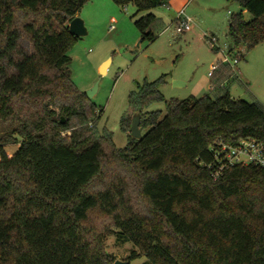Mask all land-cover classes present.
Masks as SVG:
<instances>
[{
	"label": "trees",
	"instance_id": "trees-1",
	"mask_svg": "<svg viewBox=\"0 0 264 264\" xmlns=\"http://www.w3.org/2000/svg\"><path fill=\"white\" fill-rule=\"evenodd\" d=\"M89 1L0 0V264H113L112 229L137 248L127 262L264 264V168L230 167L214 181L205 166L218 140L264 145V106L231 98L236 76L220 61L199 98L165 101L163 78L143 82L117 149L66 67L78 39L68 25ZM111 1L144 12L170 0ZM228 1L252 16L229 18L228 49L242 48V60L264 42V0ZM155 21L134 23L149 42ZM161 102L163 115L146 111ZM135 115L140 140L129 135Z\"/></svg>",
	"mask_w": 264,
	"mask_h": 264
},
{
	"label": "rangeland",
	"instance_id": "rangeland-1",
	"mask_svg": "<svg viewBox=\"0 0 264 264\" xmlns=\"http://www.w3.org/2000/svg\"><path fill=\"white\" fill-rule=\"evenodd\" d=\"M238 9L235 1L189 2L185 6V14L193 21L192 30L177 35L176 14L166 6L139 12L131 4L117 6L111 0L86 3L78 13L86 35L72 45L66 67L78 91L87 93L97 85L91 101L97 107L98 132L110 133L117 149L127 145L128 136L120 129V120L128 108L129 93L136 91L137 85L143 82L163 78L158 90L165 101L199 98L209 93L213 66L217 61L226 63L220 51L212 49L203 35L212 33L216 46L223 49L225 40H228V17ZM149 14L156 18L150 27L156 37L153 42L143 39L134 24ZM242 17L245 21L252 18L247 12L242 13ZM260 50L255 46L245 61H238L235 68L240 71L241 82L234 81L230 92L246 102L257 101L264 105V50ZM104 63H107L105 72L100 74ZM175 81L180 84L175 85ZM146 111H160L163 115L165 102L154 103ZM145 132L142 131V135ZM18 147V144L7 145L6 155L12 157ZM112 232L103 235L105 252L114 261L127 262L126 259L132 251L137 252V248L121 238L118 230L112 229ZM128 263L150 264L144 257Z\"/></svg>",
	"mask_w": 264,
	"mask_h": 264
},
{
	"label": "built area",
	"instance_id": "built-area-1",
	"mask_svg": "<svg viewBox=\"0 0 264 264\" xmlns=\"http://www.w3.org/2000/svg\"><path fill=\"white\" fill-rule=\"evenodd\" d=\"M174 24L177 35L185 34L191 31L193 27L192 19L184 13L183 9L177 12ZM203 38L207 40L212 48L220 51L225 59V63L229 65L232 74L236 76L235 67L241 59L244 50L238 48L232 54L226 46L223 49L218 48L216 46V40L211 35L204 34ZM210 151L213 160L205 166L211 170L210 177L214 181L222 175L224 170L230 167L253 166L256 168H264V145L253 139L241 140L237 144H230L218 140L210 147Z\"/></svg>",
	"mask_w": 264,
	"mask_h": 264
},
{
	"label": "water",
	"instance_id": "water-1",
	"mask_svg": "<svg viewBox=\"0 0 264 264\" xmlns=\"http://www.w3.org/2000/svg\"><path fill=\"white\" fill-rule=\"evenodd\" d=\"M240 11H242V8L239 9V11L237 12V14L240 13ZM68 30L69 33L77 38L83 37L86 35V28L84 26L83 21L79 18L76 17L74 18L72 21H70L69 25H68ZM106 64L104 63L103 66L101 67L100 70V74H104L105 72V68H106ZM175 85H179L180 82L175 81L174 82ZM97 89V85L95 84L93 89L89 90L86 94V97L88 99H91L93 94L95 93ZM61 122H63V119H61ZM139 122H140V117L138 115H135L132 117V121H131V125H130V130H129V135L131 138L136 139V140H140L142 137V130L139 128ZM113 264H129L128 262H123V261H114Z\"/></svg>",
	"mask_w": 264,
	"mask_h": 264
},
{
	"label": "crops",
	"instance_id": "crops-1",
	"mask_svg": "<svg viewBox=\"0 0 264 264\" xmlns=\"http://www.w3.org/2000/svg\"><path fill=\"white\" fill-rule=\"evenodd\" d=\"M195 0H170L169 1V3H168V5L166 6V8H169L170 10L171 9H173L174 10V13L175 14H177V12L179 11V10H181V9H183L184 10V13H185V6L190 2H194ZM226 1H228V0H226ZM191 5V4H190ZM238 5V4H237ZM239 6V5H238ZM172 7V8H171ZM241 7L239 6V9H240ZM239 9H238V11H239ZM237 11V12H238ZM237 12L235 13V14H237ZM245 11L242 9V11H240V13H244ZM232 14H230V16H231ZM230 16L228 17V20H227V31H228V24H229V18H230ZM249 21V20H248ZM209 35H211L212 37H214V35L212 34V33H210ZM227 40V39H226ZM225 40V43H224V45L226 46V47H228L229 46V41L227 40L226 41ZM256 47H260V49H262V50H260L261 52H263V50H264V42L263 43H260V44H258ZM213 49V48H212ZM216 50V49H215ZM251 51H249L246 55H245V57L242 59V61L244 60H246L247 58H246V56L247 55H249V53H250ZM248 57V56H247ZM222 64H224L223 62H222ZM228 65V64H227ZM215 68H216V63H215V65L213 66V68H212V72L215 70ZM235 70H236V79H234V81H237V82H241L240 80H239V73H240V71H239V69H237V68H235ZM212 72H211V74H212ZM211 74H210V76H211ZM210 79H211V77H210ZM233 83V82H232ZM232 83H231V85H232ZM225 85V83L223 84V86ZM231 85H230V87H231ZM212 84H211V81H210V88H209V91H211L212 90ZM230 87H229V93H230V96H231V98H233L234 100H241V99H239V97H234L232 94H231V92H230ZM208 94V93H207ZM206 95V94H205ZM204 96V95H203ZM202 97V96H201Z\"/></svg>",
	"mask_w": 264,
	"mask_h": 264
}]
</instances>
